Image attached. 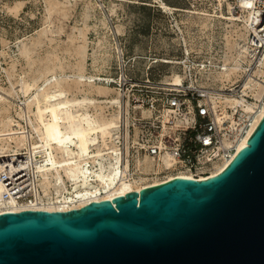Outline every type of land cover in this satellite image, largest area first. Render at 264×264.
<instances>
[{
  "label": "water",
  "instance_id": "1",
  "mask_svg": "<svg viewBox=\"0 0 264 264\" xmlns=\"http://www.w3.org/2000/svg\"><path fill=\"white\" fill-rule=\"evenodd\" d=\"M0 264H264V115L209 178L0 213Z\"/></svg>",
  "mask_w": 264,
  "mask_h": 264
},
{
  "label": "rangeland",
  "instance_id": "2",
  "mask_svg": "<svg viewBox=\"0 0 264 264\" xmlns=\"http://www.w3.org/2000/svg\"><path fill=\"white\" fill-rule=\"evenodd\" d=\"M161 2L172 9L166 11ZM228 2L232 4V0H0V92L10 100L8 113L29 131L16 112L26 97L19 91L20 80L33 82L41 73L72 75L83 69L95 85L112 88L108 97L120 92L124 113L116 144L121 162L129 159V172L140 173L134 165L143 155L128 148L136 130L127 126L130 119L126 124L125 107L132 110L131 95L126 94L134 83L168 81V75L181 73L185 66L203 85L219 86L245 71L243 64L229 79L219 75L229 57L241 62L227 40L237 37L232 29L242 24L236 22L230 29L228 20L219 17L226 15ZM84 86L86 82L80 88ZM13 89L18 93L13 95ZM20 151L19 156L27 153L26 148Z\"/></svg>",
  "mask_w": 264,
  "mask_h": 264
},
{
  "label": "bare ground",
  "instance_id": "3",
  "mask_svg": "<svg viewBox=\"0 0 264 264\" xmlns=\"http://www.w3.org/2000/svg\"><path fill=\"white\" fill-rule=\"evenodd\" d=\"M161 4L166 11L172 9L167 4L162 2ZM227 4L228 14L219 17L228 20L226 27L232 29L239 21L232 12V4L229 2ZM232 30L236 32L237 37L232 36L227 42L236 49L241 62L237 64L238 59L233 57L224 61L219 75L225 79H229L233 73L236 74L237 70L244 66L242 62L248 60V56L243 52L244 44L239 42L245 37L243 24L235 26ZM244 69L248 70L249 74L264 76V69L260 66L253 65L250 69L246 66ZM173 75V82L180 83L181 75L177 73ZM91 77L86 76L83 69H79L72 75L52 73L48 77L41 73L33 82L22 78L19 91L26 97L16 112L20 118L26 120L30 127L29 131L8 113L10 100L0 92V175L9 177L29 166L27 162L39 157L33 168L35 175L39 177L41 187V192L35 196L36 199L22 202L3 195L5 187L0 177V213L26 210L23 208L47 211L81 208L94 201H113L117 196L129 191H140L149 185L174 177H193L186 172H171L165 176L152 177L142 175L141 172L147 173L151 169L156 171L163 166L169 167L172 162L170 156L162 157V161H156L148 155H143L142 159L137 157L134 168L141 174L129 172V159L121 162L122 152L116 144L121 137L119 127L124 113L120 92L117 91L115 95L108 97L112 88L107 85H95ZM40 78L42 80L39 85L37 81ZM85 82L87 87L80 88ZM251 84L254 96L258 98L262 92V85L252 75L244 82L246 87H251ZM12 92L13 95L18 93L14 89ZM99 97L105 99L99 100ZM224 99L232 103L239 102L234 97L225 96ZM254 105L255 101L241 106L245 111H252ZM109 107H112V111L108 110ZM128 110L126 106V117L124 116L126 122L129 117ZM263 115L264 101L249 133L239 141L236 153L247 142ZM125 138L128 140V133ZM127 147L128 145L126 150ZM24 148L27 149L29 156L21 159V162L16 161V154ZM236 153L230 159L216 162L210 176L220 173Z\"/></svg>",
  "mask_w": 264,
  "mask_h": 264
},
{
  "label": "built area",
  "instance_id": "4",
  "mask_svg": "<svg viewBox=\"0 0 264 264\" xmlns=\"http://www.w3.org/2000/svg\"><path fill=\"white\" fill-rule=\"evenodd\" d=\"M232 12L245 30L241 42L248 60L242 64L249 69L253 65L264 69V0H232ZM181 71L180 83L173 82L171 73L168 81L147 79L134 83L126 94L131 95L128 99L132 109L127 118L130 123L126 124L136 130L134 137L129 139L128 148L131 153L148 155L156 161H162L164 156L172 158L169 167L149 170L150 177L186 172L196 179H206L211 177L216 162L232 158L239 141L249 133L264 101V76L245 70L232 81L215 86L198 83L191 67L185 66ZM251 75L262 85L258 98L254 96L253 84L251 87L244 85ZM225 96L239 102L226 101ZM253 101L252 111H245L241 106ZM28 156L27 153L16 154V161L21 162ZM34 161L27 162L29 166L9 177L0 175L5 197L22 202L36 199L41 187L33 168Z\"/></svg>",
  "mask_w": 264,
  "mask_h": 264
}]
</instances>
